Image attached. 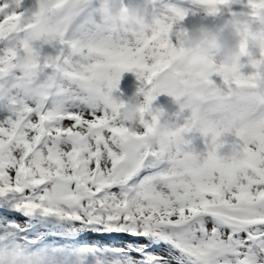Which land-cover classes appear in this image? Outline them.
Instances as JSON below:
<instances>
[{
    "label": "snow or ice",
    "instance_id": "6c2138e0",
    "mask_svg": "<svg viewBox=\"0 0 264 264\" xmlns=\"http://www.w3.org/2000/svg\"><path fill=\"white\" fill-rule=\"evenodd\" d=\"M203 2L215 13L228 0ZM102 3L38 0L48 22L43 43L58 45V54L42 56L19 40L0 55V77L19 70L7 92L19 90L16 118L0 124V231L17 232L44 264H264V105L250 91L264 83V62L218 86L210 79L218 72L174 62L171 34L182 10L155 17L158 31L133 46L126 32L108 28ZM20 4L0 0V42L31 26L37 11L31 18L7 11ZM249 4L254 14L264 12V0ZM54 69L63 80L42 106L19 88L34 72ZM126 71L144 83L151 120L143 135L116 119L111 93ZM213 90L234 97L228 112L207 103ZM161 92L185 98L191 116L179 134L206 138L207 168L190 166V140L169 150L153 135L160 112L152 114L151 105ZM228 133L237 157L225 168Z\"/></svg>",
    "mask_w": 264,
    "mask_h": 264
},
{
    "label": "clouds",
    "instance_id": "9594fccd",
    "mask_svg": "<svg viewBox=\"0 0 264 264\" xmlns=\"http://www.w3.org/2000/svg\"><path fill=\"white\" fill-rule=\"evenodd\" d=\"M102 11L108 28L114 34L127 33L130 42L135 46L137 37L151 38L159 29L157 18L149 8L147 0H103ZM264 24V13L257 12L254 16L247 13L235 15L219 26L209 27L201 24L189 30L182 31L179 35L176 48L177 53L174 62L188 69L214 70L220 77L250 76L241 71L243 65L241 58L248 56V63L256 70L264 62V30L255 29L256 23ZM48 31L47 18L42 12L37 11L32 19L31 26L20 36L22 46L37 48L44 41ZM259 48L261 57L256 58L251 48ZM63 73L57 69L52 71L34 72L30 79L19 82V88L25 92L35 93L38 103L42 106L48 99L51 91L61 83ZM250 91L257 97L259 103L264 105V83L258 84ZM8 80L0 77V93L7 94ZM142 89H137L126 99L119 101V109L116 119L129 133L144 134V116L148 111ZM144 96V95H143ZM207 103L216 106L223 112H228L235 104L232 95L213 90L208 94ZM180 126L173 119L158 118L153 127V135L163 137L168 141L166 147L175 149L178 144L184 143L185 136L179 134ZM128 137H124L127 142ZM125 153L134 156L135 153L124 145ZM223 165L229 168L236 159V152L228 147L221 154ZM189 164L193 168L205 169L211 163L207 149L203 151L193 150L189 156ZM0 264H44L42 255L38 256L29 246L25 245L17 232L0 231Z\"/></svg>",
    "mask_w": 264,
    "mask_h": 264
},
{
    "label": "rangeland",
    "instance_id": "374dc122",
    "mask_svg": "<svg viewBox=\"0 0 264 264\" xmlns=\"http://www.w3.org/2000/svg\"><path fill=\"white\" fill-rule=\"evenodd\" d=\"M126 4L127 0H123ZM149 8L151 10L152 2L147 0ZM185 2V3H184ZM233 4L241 2L248 8H252L249 4V0H232ZM185 4L183 6L182 4ZM169 9L166 7L158 6L157 9L154 11L153 8L151 10L154 17H160L161 15H172V9H179L184 12L183 20H179L178 22L174 23L173 30L171 34V39L175 44L178 39V33L184 31L183 28L189 30L195 26H199L201 24L207 25L209 27L219 26L220 24L224 23L225 21L231 19L235 15H240L242 13H247L249 15H253L249 11H243L235 7V5H226V4H219L217 5V14L211 13L207 4L203 2V0H171L167 4ZM155 7V6H153ZM39 4L38 0H21V4L18 8L14 5H11L7 11L11 12L13 10L24 13L26 18H31L32 15L38 11ZM249 10V9H248ZM255 29L264 30V24L256 23L254 25ZM23 32L19 33L17 37L11 38L8 41L0 42V55L3 54V49L6 47H13L19 45V38ZM40 49L41 55H51L56 56L58 54V45H48L40 42L37 46ZM252 54L256 58L261 57V52L259 48L253 47L250 49ZM248 56L245 55L241 58V63L243 65L241 71L245 74L254 72V69L248 63ZM14 75H19V70H16L13 75H10L6 79L8 80V87L12 83H14ZM210 79L218 86H223L222 77L219 75L213 74ZM144 83L142 80L137 78L135 71H126L121 74V79L118 84V88L112 91V96L117 98L118 101L126 99L129 95H132L137 89L142 88ZM19 95V90H12L3 98H0V124L6 122L9 119H15V112L14 108L17 105L12 103V96L13 94ZM141 100L144 99V96L141 95L139 97ZM185 104V98H180L179 100L175 99L173 96L167 94L166 92H161L159 95L156 96V99L152 102L151 105V112L152 114H156L159 110L160 115L159 118L163 119H173L176 121L178 126H183L187 119L191 116V109L187 107H182ZM145 120H151V116L148 113H145L144 116ZM185 138L190 140L191 143L185 146L186 150H197L203 151L206 149V138L201 135L198 131H192L188 133ZM227 143L225 147L221 150L222 154L228 148L227 144H230L234 136L231 133L225 134L222 137ZM107 239V238H105ZM131 238H125V240H130Z\"/></svg>",
    "mask_w": 264,
    "mask_h": 264
}]
</instances>
